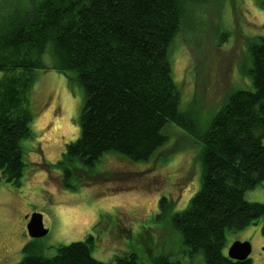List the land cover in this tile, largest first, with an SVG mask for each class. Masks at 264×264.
Returning <instances> with one entry per match:
<instances>
[{
	"label": "trees",
	"instance_id": "obj_1",
	"mask_svg": "<svg viewBox=\"0 0 264 264\" xmlns=\"http://www.w3.org/2000/svg\"><path fill=\"white\" fill-rule=\"evenodd\" d=\"M184 0H21L0 17V181L19 188L23 143L32 139V113L24 106L36 71L71 72L82 92L78 137L65 145L59 166L63 188L106 155L148 161L176 124L201 146L200 188L186 208L170 215L190 254L204 264L234 262L222 255L226 232L264 218V204L245 193L264 182V38L248 46L250 89L227 95L202 133L191 131L171 75L169 51ZM264 2V0H263ZM161 213L170 205L162 198ZM264 238V222L261 228ZM94 237L61 246L44 258L23 246L18 264H139L125 253L114 263L91 255ZM138 255V256H137ZM152 264H180L160 256Z\"/></svg>",
	"mask_w": 264,
	"mask_h": 264
},
{
	"label": "rangeland",
	"instance_id": "obj_2",
	"mask_svg": "<svg viewBox=\"0 0 264 264\" xmlns=\"http://www.w3.org/2000/svg\"><path fill=\"white\" fill-rule=\"evenodd\" d=\"M26 0H24L25 2ZM21 0H0V17ZM183 14L171 44L172 79L181 111L191 131L202 133L227 95L250 89L248 46L264 38L263 0H184ZM1 76V75H0ZM72 73L36 71L25 107L33 115L32 139L23 143L24 170L19 188L0 181V264H18L23 246L33 243L42 257L92 235L91 255L114 263L125 253L139 264L165 256L180 264H204L190 254L170 222L200 188L201 146L176 124L164 129L166 142L146 162L106 155L91 173L70 178L63 188L56 163L65 145L78 137L82 92ZM264 142V139H263ZM164 198L171 209L161 213ZM245 201L264 204V182L245 193ZM42 217L47 234L30 239L25 226L31 214ZM264 218L238 232H226L222 255L235 242L250 244L251 264H264Z\"/></svg>",
	"mask_w": 264,
	"mask_h": 264
},
{
	"label": "water",
	"instance_id": "obj_3",
	"mask_svg": "<svg viewBox=\"0 0 264 264\" xmlns=\"http://www.w3.org/2000/svg\"><path fill=\"white\" fill-rule=\"evenodd\" d=\"M25 229L30 239H39L47 234V230L42 225V217L36 213L29 216ZM250 253L251 247L249 243L235 241L228 248L226 258L234 262H241L247 260Z\"/></svg>",
	"mask_w": 264,
	"mask_h": 264
}]
</instances>
